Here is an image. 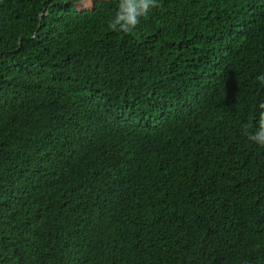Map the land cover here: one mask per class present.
I'll list each match as a JSON object with an SVG mask.
<instances>
[{"label":"trees","instance_id":"obj_1","mask_svg":"<svg viewBox=\"0 0 264 264\" xmlns=\"http://www.w3.org/2000/svg\"><path fill=\"white\" fill-rule=\"evenodd\" d=\"M119 3L0 0V264H264V0Z\"/></svg>","mask_w":264,"mask_h":264},{"label":"clouds","instance_id":"obj_2","mask_svg":"<svg viewBox=\"0 0 264 264\" xmlns=\"http://www.w3.org/2000/svg\"><path fill=\"white\" fill-rule=\"evenodd\" d=\"M156 5V0H120L119 10L116 12L115 17L109 23V27L116 31L131 32L139 24V18L147 14L150 7ZM258 80L264 82V75L257 77ZM255 92L264 95V84L255 87ZM242 90H233V98H237L232 106V111L236 114L238 111L244 110L246 104L245 99H239ZM249 115L260 113L264 109V100H262L255 113H253L252 103L248 104ZM255 129L253 133H247L249 140L254 141L264 146V111L261 112L258 122L252 118ZM258 124V125H257Z\"/></svg>","mask_w":264,"mask_h":264},{"label":"rangeland","instance_id":"obj_3","mask_svg":"<svg viewBox=\"0 0 264 264\" xmlns=\"http://www.w3.org/2000/svg\"><path fill=\"white\" fill-rule=\"evenodd\" d=\"M252 29L253 28V24L249 23L248 21H245L243 20L241 23H238L236 25V31L235 32H238L240 34V38H241V41L244 42V35H245V32L249 29ZM222 37V36H221ZM226 53V52H225Z\"/></svg>","mask_w":264,"mask_h":264}]
</instances>
